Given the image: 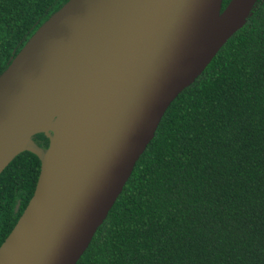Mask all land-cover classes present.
Masks as SVG:
<instances>
[{
    "label": "trees",
    "instance_id": "16d2710c",
    "mask_svg": "<svg viewBox=\"0 0 264 264\" xmlns=\"http://www.w3.org/2000/svg\"><path fill=\"white\" fill-rule=\"evenodd\" d=\"M67 1L0 0V76ZM41 168L26 149L1 172L0 247ZM76 264H264V0L170 104Z\"/></svg>",
    "mask_w": 264,
    "mask_h": 264
},
{
    "label": "water",
    "instance_id": "95a60500",
    "mask_svg": "<svg viewBox=\"0 0 264 264\" xmlns=\"http://www.w3.org/2000/svg\"><path fill=\"white\" fill-rule=\"evenodd\" d=\"M92 0H68L48 19L14 57L0 76V174L12 158L30 150L42 160L36 191L12 232L31 205L38 204L48 151L32 140V147L3 155L5 138L17 117L47 73L58 63L72 37L81 35ZM223 0H133L131 9L119 17L133 25V75L125 78L120 94V121L87 157V139L82 117L74 114L75 138L62 153L49 196V207L40 229L18 264H76L104 222L135 165L155 136L157 128L179 94L195 82L221 47L245 22L254 0H250L239 22L216 35ZM89 20L98 24L114 18L93 12ZM92 33L90 28L84 29ZM83 39V37H82ZM75 111V110H74ZM57 118L55 119V121Z\"/></svg>",
    "mask_w": 264,
    "mask_h": 264
},
{
    "label": "bare ground",
    "instance_id": "6f19581e",
    "mask_svg": "<svg viewBox=\"0 0 264 264\" xmlns=\"http://www.w3.org/2000/svg\"><path fill=\"white\" fill-rule=\"evenodd\" d=\"M249 2L234 0L220 17L216 35H222L239 22ZM132 6L133 0H92L81 35L72 37L69 48L62 50L58 63L12 120L3 146L6 159L32 147L28 138L32 133L51 132L53 142L44 166L40 200L28 208L5 242L0 251V264H18L31 243L32 235L40 229V220L49 207V196L54 189L52 184L62 153L76 136L73 123L76 116L69 114V110L74 109L82 117L87 157L119 123L120 94L124 91L125 78L133 75L135 33L133 25L123 21L118 14ZM93 12L115 21L89 23ZM86 28H90L92 33L85 31Z\"/></svg>",
    "mask_w": 264,
    "mask_h": 264
},
{
    "label": "rangeland",
    "instance_id": "374dc122",
    "mask_svg": "<svg viewBox=\"0 0 264 264\" xmlns=\"http://www.w3.org/2000/svg\"><path fill=\"white\" fill-rule=\"evenodd\" d=\"M77 110L79 111V105H77ZM70 112H71V113H75L76 111H74V110H71ZM76 120H77V119H76ZM76 120H75V121H76ZM49 135H51V136H52V133H51V132H49Z\"/></svg>",
    "mask_w": 264,
    "mask_h": 264
}]
</instances>
